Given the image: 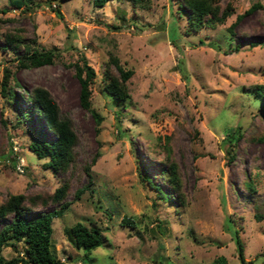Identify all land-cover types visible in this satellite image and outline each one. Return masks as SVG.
Instances as JSON below:
<instances>
[{"label": "rangeland", "instance_id": "1", "mask_svg": "<svg viewBox=\"0 0 264 264\" xmlns=\"http://www.w3.org/2000/svg\"><path fill=\"white\" fill-rule=\"evenodd\" d=\"M230 1L233 11L224 22L186 33L178 0H107L102 6L0 0V81L8 66L21 100L26 89L47 88L78 136L73 167L65 174L44 167L46 158L27 147L29 126L0 92V203L9 193H52L69 180L66 199L72 201L52 222L59 264H86L64 232L77 221L102 230L94 264H264V137L257 139L264 135V101L252 90L264 84V0ZM8 34L58 57L20 67L15 55L23 45L6 48ZM81 53L95 70L91 107L102 116L99 124L79 102L72 64ZM111 56L133 69L125 100L102 88ZM140 162L167 200L142 179ZM170 162L177 165L182 199L163 176ZM87 164L92 181L73 198L87 183ZM125 215L133 226L122 224ZM235 230L245 263L237 257ZM15 253L12 245L2 250L6 258Z\"/></svg>", "mask_w": 264, "mask_h": 264}, {"label": "trees", "instance_id": "2", "mask_svg": "<svg viewBox=\"0 0 264 264\" xmlns=\"http://www.w3.org/2000/svg\"><path fill=\"white\" fill-rule=\"evenodd\" d=\"M94 5L102 6L107 0H91ZM143 1V0H132ZM259 3H253L245 12L253 10ZM179 13L186 17V33L199 30L207 23L218 21L220 23L232 13L233 5L230 0L224 6L220 0H178ZM2 9V11H5ZM241 16L237 14V19ZM231 23L228 26L232 30ZM176 43V38H171ZM252 43V42H251ZM23 45L22 52L15 55L17 65L20 67H32L52 63L58 57L53 49H39L31 42L24 41L19 35L8 34L5 46L14 49ZM4 46V48H5ZM238 47V44H237ZM74 73L79 81V102L90 110L96 119L97 124L102 116L91 107V84L95 79V70L88 63L84 54H80L73 62ZM114 65L117 72L111 69ZM133 74L132 68L123 66L116 56H111L105 63L100 81L102 88L117 100H125L129 97L127 81ZM11 71L8 66L3 69L0 81V92L7 101L12 104L21 114L22 120L29 126L31 140L28 142V149L32 150L37 157L46 158L43 166L50 168L55 173L65 174L76 164V152L74 146L78 141L77 133L73 126L72 118L63 113L58 102L50 91L42 86H35L25 90L24 99L21 100L13 86H10ZM17 83V82H16ZM256 96L264 101V84H256L252 87ZM239 126L236 129L239 133ZM258 136L257 139L263 138ZM233 155L231 154L230 157ZM140 175L147 184L154 188L158 194L167 200L166 193L159 185L154 183L148 176L146 168L140 162ZM90 165L85 166L87 183L77 187L73 198L80 197L81 193L89 187L92 181L88 172ZM167 181L177 191L176 196L182 199L180 192L181 180L177 172V165L170 162L167 171L163 173ZM250 188L254 189L251 182ZM69 192V180L65 179L52 193L26 195L24 193H9L0 203V264H59L60 259L52 249V222L53 218L61 216L69 207L72 200L66 199ZM49 203L56 204L50 210H42L41 206ZM257 217H262L256 214ZM122 224L134 225L130 216L125 215ZM64 232L74 242L75 246L82 249V260L86 264H94L92 251L103 243V233L97 225H86L77 221L70 227H65ZM233 238L236 244L237 257L241 263H245L244 246L238 230L234 231ZM15 242H21V248H17ZM12 245L16 251L15 255L6 258L2 254L4 247ZM224 261V258H221Z\"/></svg>", "mask_w": 264, "mask_h": 264}]
</instances>
